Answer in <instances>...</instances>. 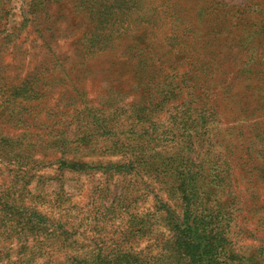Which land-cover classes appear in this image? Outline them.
Listing matches in <instances>:
<instances>
[{
    "label": "rangeland",
    "instance_id": "1",
    "mask_svg": "<svg viewBox=\"0 0 264 264\" xmlns=\"http://www.w3.org/2000/svg\"><path fill=\"white\" fill-rule=\"evenodd\" d=\"M0 264H264V0H0Z\"/></svg>",
    "mask_w": 264,
    "mask_h": 264
}]
</instances>
